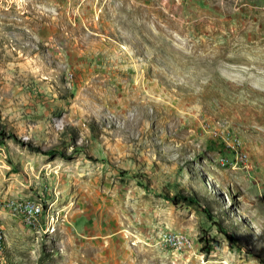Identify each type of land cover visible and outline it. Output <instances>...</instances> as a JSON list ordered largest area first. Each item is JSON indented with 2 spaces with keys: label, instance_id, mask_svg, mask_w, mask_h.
<instances>
[{
  "label": "rangeland",
  "instance_id": "rangeland-1",
  "mask_svg": "<svg viewBox=\"0 0 264 264\" xmlns=\"http://www.w3.org/2000/svg\"><path fill=\"white\" fill-rule=\"evenodd\" d=\"M0 228V264H264V0H0Z\"/></svg>",
  "mask_w": 264,
  "mask_h": 264
},
{
  "label": "built area",
  "instance_id": "built-area-1",
  "mask_svg": "<svg viewBox=\"0 0 264 264\" xmlns=\"http://www.w3.org/2000/svg\"><path fill=\"white\" fill-rule=\"evenodd\" d=\"M228 138L233 139L236 142V144L238 145V146H236L235 144L231 145V143L230 144L228 143L229 144L228 147L236 148V158L238 159V161H241L242 164H243L244 160L248 161L246 149H244V147L240 143V140H236V138L232 134H229ZM239 146H242L243 148L241 147L239 149L238 148ZM244 157H245V159H244ZM24 209L26 211L25 215L29 221H31L35 215H38L39 213H41V207L38 204H36L35 202L27 203L24 206ZM168 239H170V241L174 244L182 245L184 243V237L182 235L180 236L178 234H169ZM3 244H4L3 230H2V228H0V258H1L2 250H3Z\"/></svg>",
  "mask_w": 264,
  "mask_h": 264
}]
</instances>
